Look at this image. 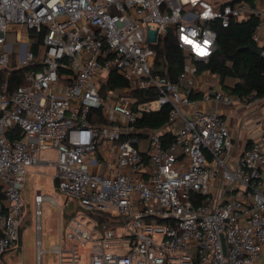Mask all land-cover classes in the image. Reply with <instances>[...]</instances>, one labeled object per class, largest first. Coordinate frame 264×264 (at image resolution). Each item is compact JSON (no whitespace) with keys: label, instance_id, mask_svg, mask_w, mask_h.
Returning <instances> with one entry per match:
<instances>
[{"label":"built area","instance_id":"built-area-1","mask_svg":"<svg viewBox=\"0 0 264 264\" xmlns=\"http://www.w3.org/2000/svg\"><path fill=\"white\" fill-rule=\"evenodd\" d=\"M250 15L262 46L264 10L245 0H0V70L31 66L24 84L0 83V264L19 246L27 167L42 165L76 206L66 222L61 209L58 264H82L86 247L85 264H264V109L234 155L226 115L198 106L246 103L196 61L215 50L211 24ZM170 33L185 55L176 81L152 72L153 46ZM111 71L126 85L103 91ZM150 89L152 99L131 96ZM163 105L162 127L136 124ZM14 127L21 137L8 136ZM50 199L34 194L38 217Z\"/></svg>","mask_w":264,"mask_h":264},{"label":"trees","instance_id":"trees-1","mask_svg":"<svg viewBox=\"0 0 264 264\" xmlns=\"http://www.w3.org/2000/svg\"><path fill=\"white\" fill-rule=\"evenodd\" d=\"M245 1L250 6H255L257 0ZM258 22L259 18L257 16L250 15L245 19L232 21L228 26H221L218 23L211 24L216 31L215 50L206 61H196L198 71L206 70L210 74L216 75L221 87L228 94L245 101L264 97V56L254 53L250 48H247L248 45H251L264 51V44L259 46L251 37ZM29 32L32 36L31 49L37 54L41 37L34 35L32 30ZM153 50L152 72L158 73L169 80L176 81L185 61V55L177 46L173 34L170 33L161 38L153 46ZM30 67L28 65L18 70H11L10 72L6 69L0 70V83L3 81L7 82L10 90L20 84H24L23 73L25 69ZM227 79L233 80V84L227 85L224 83ZM125 85V80L117 72L111 71L105 84L102 86V90L120 88ZM131 96L138 102H143L154 98L155 91L152 89L135 90L131 92ZM169 110V105H163L155 111H144L137 119L136 124L151 129H159L168 120ZM94 121L96 123L104 121L101 111L95 112ZM8 136L10 138L21 137V130L18 127H14L9 131ZM166 137L168 140L172 138L170 134H167ZM0 199L5 203L2 195ZM70 203L72 204L71 206L69 205ZM69 206L71 209H69ZM64 207L62 209V218L66 222L76 212V206L73 202H69ZM109 219V215H103L100 218L101 222ZM22 225L23 221L19 227V244Z\"/></svg>","mask_w":264,"mask_h":264},{"label":"rangeland","instance_id":"rangeland-1","mask_svg":"<svg viewBox=\"0 0 264 264\" xmlns=\"http://www.w3.org/2000/svg\"><path fill=\"white\" fill-rule=\"evenodd\" d=\"M226 1V0H219ZM227 85H232L233 80L227 79ZM212 88H220V85L216 82V78L213 77V81L210 82ZM247 104L249 101H245ZM260 110L263 109L264 99H259L253 102ZM152 107H156V103H152ZM239 129V128H238ZM244 143V142H243ZM236 153L240 152L244 147V144L235 145ZM42 156L45 159H55L56 151L54 149H48L42 152ZM52 166L42 165L37 167H27L25 174V181L21 187V198L23 205V225L20 238V244L16 251L10 253L13 256V261L10 264H58V257L55 251L52 249L58 242L59 235V220H61V209L65 208L64 196L61 195L56 189L53 180ZM36 190L41 193L47 194L54 202L50 200H44L41 204V214L38 217L35 213L36 208L33 202V194ZM72 205L71 203L69 204ZM69 206V209L71 207ZM40 219L41 229L37 228V219ZM63 221V218H62ZM65 231L62 228V237H64ZM41 239V258H38V250L36 241ZM63 248H66L64 243ZM88 247L83 248L81 254L84 260L80 263H87ZM66 264V263H65Z\"/></svg>","mask_w":264,"mask_h":264},{"label":"crops","instance_id":"crops-1","mask_svg":"<svg viewBox=\"0 0 264 264\" xmlns=\"http://www.w3.org/2000/svg\"><path fill=\"white\" fill-rule=\"evenodd\" d=\"M255 5H259L264 10V0H257ZM261 37H262V42H264V30L261 33ZM261 99H264V97ZM253 102L254 101H250L247 104H244L242 102L243 103L242 104L236 101L235 99H233L230 105H223L222 103L216 101H208V102H200L198 106L205 108L207 110L217 111L223 115L225 114L229 122L230 134L233 138L234 144L238 146L240 144H245L243 142H245V137L247 133L253 128L254 117L264 109L263 106L262 107L263 109L259 110L256 107V105L253 104ZM233 153L234 155H237L240 152L236 153V149H234ZM52 169L54 172L53 166ZM36 192L37 190L35 191V193ZM34 194H33V198H34Z\"/></svg>","mask_w":264,"mask_h":264},{"label":"water","instance_id":"water-1","mask_svg":"<svg viewBox=\"0 0 264 264\" xmlns=\"http://www.w3.org/2000/svg\"><path fill=\"white\" fill-rule=\"evenodd\" d=\"M247 48H250L254 53L261 54L262 50L259 48L253 47L251 45H248Z\"/></svg>","mask_w":264,"mask_h":264},{"label":"bare ground","instance_id":"bare-ground-1","mask_svg":"<svg viewBox=\"0 0 264 264\" xmlns=\"http://www.w3.org/2000/svg\"><path fill=\"white\" fill-rule=\"evenodd\" d=\"M38 253H39V254L41 253V249H40V248L38 249Z\"/></svg>","mask_w":264,"mask_h":264}]
</instances>
